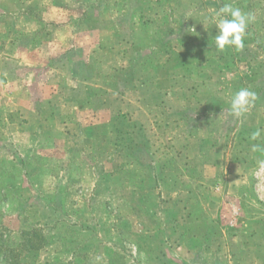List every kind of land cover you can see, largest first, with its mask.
Returning a JSON list of instances; mask_svg holds the SVG:
<instances>
[{
	"label": "rangeland",
	"instance_id": "obj_1",
	"mask_svg": "<svg viewBox=\"0 0 264 264\" xmlns=\"http://www.w3.org/2000/svg\"><path fill=\"white\" fill-rule=\"evenodd\" d=\"M21 1L0 0V7L17 8L23 6ZM194 1L156 0L148 11L157 14L156 23L163 28L160 18L167 9L178 23L182 9ZM54 2L69 5L72 0ZM85 2L86 18L94 30L102 17L93 13L95 5L100 11L114 7L119 28L127 22L138 24L132 39L136 50L145 52L134 63L145 69L155 65L153 59L164 63L168 58L192 67L194 60L209 53L197 38L211 36L217 29L206 25L213 23L206 12L193 11L187 29L179 35L180 44L174 40L164 44L152 38L154 26L138 9L125 15L132 0ZM43 3L35 0L25 6L36 10ZM52 10L44 16L47 22H62L59 30L22 21L37 28L32 47L12 46L5 29L12 27L13 20L0 19V250L16 251L11 264H264V173L257 174V161L264 160V131L257 140H243L239 128H234L237 118L230 106L219 98L210 99L199 113L223 114L226 125L219 136L226 140L227 151L199 155L197 143L186 168L177 172L181 160L170 162L167 155L169 135L176 136L177 131L162 135L167 129L159 130L161 143L151 146L138 127L120 118L105 122L93 108L92 98L99 93L113 90L119 98L127 95L137 81L135 68L124 69L118 62L105 73L99 64L103 58L91 57L76 82L71 78V60H79L91 34L99 41L104 33L90 32L84 25L72 28L80 22L78 17L65 13L62 19L59 11ZM23 37V44L30 41V36ZM107 40L102 42L104 58ZM151 49L153 53L148 52ZM223 82L216 76L212 86L201 87L199 94L207 98L210 93L236 92L230 86L223 89ZM158 85L168 87L162 80ZM251 111L262 112L255 106ZM192 134H197L195 128ZM120 148L124 151L116 155ZM214 160L220 161L218 171L209 164ZM167 162L166 181L162 170L155 178L151 164ZM105 165L113 176L101 174ZM132 202L145 204L137 217L123 206ZM172 217L177 224L169 223ZM124 219L127 224L122 229ZM33 227L42 229L48 244L27 251L22 247L24 232ZM0 264L8 262L0 260Z\"/></svg>",
	"mask_w": 264,
	"mask_h": 264
},
{
	"label": "crops",
	"instance_id": "obj_2",
	"mask_svg": "<svg viewBox=\"0 0 264 264\" xmlns=\"http://www.w3.org/2000/svg\"><path fill=\"white\" fill-rule=\"evenodd\" d=\"M35 0H22L21 3L23 6H19L17 8L13 9H8L4 10L3 8L0 7V19H3L4 17H9L11 18L12 21V27L9 29H5L10 35L9 42L12 46L15 47H32L35 45L36 42V35L38 32L35 30L37 28L30 27L32 24H27L23 23L22 21L25 20V22H34L37 21L38 25L37 26H43V25H53L55 26V30H59V26L61 25L62 22H47L45 18V13L46 11L50 12L52 9L59 11L57 16L61 15V18L65 16V13H69V16L72 14L75 17H78L80 22L78 21L75 23L72 28H76L77 26L84 25L90 32H96L98 29L103 31L104 36H102L101 40L97 41L94 37L93 34L88 37L85 49L82 51V56H78L79 60H71V78L74 80H77L76 82H80V75H78L79 71L82 70L83 65H87L89 62V59L92 58H100L102 57L103 59L100 60L99 64L101 67V70L106 73L107 70L113 71L114 67L120 62L125 69H133L135 72V78H136V83L135 87L132 90H129L127 92V95L122 94V97H118V92H115L112 90L111 92H106V93H99L95 95L92 98V105L94 110L99 111L101 117H103V120L105 122L111 121L115 118H118L119 116H123L122 120L126 122V125L133 126L137 124L138 126H143L147 130V135L148 139H150V145L154 146L159 142V137L158 131L161 130L163 131L164 129H167L166 131H163L164 135L165 133H172L177 131L176 136H170L169 135V141L171 143V147L173 150H175L178 155L177 157L182 160H188L192 159V151L193 148L196 146L197 143H199V149H200V154H211V153H216L217 151L220 152L222 151H227V146L228 144H225L226 140L224 139L221 140L220 135V130L222 129L223 126L226 125V122L222 118H216V117H211L208 118L207 120L200 121L196 123L194 126L195 128V133L197 134H191L190 133V127L188 126L187 122H177L178 119V110L183 109L185 107H192V104L190 102H180L179 99H177L178 95L181 93L180 91H188L189 88H185L183 90L179 88H175V91L178 93L176 94L174 92V89L171 87H161L158 85V82L162 80V78L155 77L154 81L155 84H145L143 83V74L141 73V70H144L145 68L141 67L139 63H134L137 61L142 56V53L144 54L145 51H137L136 43H134V39H132L133 35L140 29L138 28V24L132 22L131 25L129 26L128 22L127 24L124 25L125 28H122L120 26L117 27V21L114 19V14H115V8L114 7H107L103 10H99L98 6L95 5L93 6L95 15L97 13H100L99 22L96 24V29L94 30L92 26H89V22L86 18L87 15V10L86 8L88 7L85 0H72L71 4H56L54 0H44L45 3L44 5L40 7V9H33L30 8L29 6H25L28 3H32ZM38 1V0H36ZM97 1V0H95ZM141 1V0H139ZM141 1L139 5L134 7L135 9H138V14L140 16H144L147 20L150 19V23L154 26L153 27V32H152V38H155L157 36L156 31L159 30L160 32L165 28H161L160 24L156 23V19H158L157 14H153L152 12H149L148 9L152 8L153 5L156 3V0H150L148 4L143 3ZM90 8L92 6H89ZM52 10V11H54ZM171 10V9H170ZM133 9L129 8V11L125 15H130ZM193 9L186 8L185 13L187 14V18L189 19L187 22L189 23L192 20V15L194 14ZM183 12V11H182ZM43 14V16H42ZM189 14L191 16H189ZM67 15V14H66ZM105 15L106 17H104ZM171 17L169 16V9H167V12L164 16H162L160 19L164 17ZM157 17V18H154ZM191 17V18H189ZM70 21V20H69ZM69 21L67 23H69ZM66 23V22H65ZM156 23V24H155ZM170 27L172 29V35L169 40H174L175 43L179 42L180 44V36L183 31V26L181 23H176V21L173 19L170 20ZM88 25V26H87ZM116 25V27H114ZM119 25V24H118ZM206 25H211V23H207ZM36 26V27H37ZM191 26H197L195 23H192ZM2 28V26H0ZM128 29V30H127ZM197 29V27H195ZM165 31V30H163ZM180 31V33H179ZM179 33V34H178ZM31 34V35H30ZM28 35L30 36V41L25 42L23 44V36ZM130 36V37H129ZM109 40L106 41V48H107V55L104 58L102 55L104 52L101 50L103 48L102 42H104L107 38ZM180 37V38H179ZM103 52V53H102ZM122 54V55H121ZM126 55V56H125ZM125 56V57H123ZM89 58V59H88ZM123 59V60H121ZM153 63H156V59H153ZM156 66V64L154 65ZM158 67V66H156ZM155 67V68H156ZM157 75H162L161 73L157 72ZM194 77H189L187 81H192ZM164 80V79H163ZM194 83V82H193ZM211 83V81L209 82ZM208 83V87L209 86ZM193 85V84H191ZM212 85V84H211ZM214 85V84H213ZM191 87V86H188ZM197 87V86H196ZM204 87V86H203ZM218 87V86H217ZM217 87L214 85L213 89L216 91ZM195 90H198V88ZM126 92V91H125ZM124 92V93H125ZM169 92L168 96H165L166 99H171V103H169V108L168 114H169V120L166 121H160L154 111L158 109L160 105H158L161 101L160 96L163 94H166ZM180 92V93H179ZM189 92V91H188ZM170 93H172L173 97L170 96ZM173 100V101H172ZM170 102V100H169ZM264 104V103H263ZM186 105L185 107H183ZM256 109L262 110V112H255L253 111L252 116L247 119L248 122H246L247 127L253 129L256 131L257 129H262L264 127V105L258 104L255 105ZM168 136V135H166ZM162 139V138H161ZM191 146V147H189ZM222 156H225L224 153H222ZM211 166H215V170L218 171L219 169V160H214L213 162H209ZM218 164V165H216ZM209 165V166H210ZM217 166V167H216ZM236 177V176H235ZM237 178V177H236ZM233 187V185H232Z\"/></svg>",
	"mask_w": 264,
	"mask_h": 264
},
{
	"label": "trees",
	"instance_id": "obj_3",
	"mask_svg": "<svg viewBox=\"0 0 264 264\" xmlns=\"http://www.w3.org/2000/svg\"><path fill=\"white\" fill-rule=\"evenodd\" d=\"M133 2L129 5V8H134L141 1L139 0H132ZM150 0H144L143 3H150ZM139 2V3H138ZM224 4H231L233 7L240 8L243 12H251L255 16V20L249 24L247 28V34L244 39V47L240 50H236L235 48H228L224 50L223 52H220L216 49L214 37L218 34V29H214L212 35L204 34L201 37L197 38L199 39V43H201L204 47H206V51L209 53H206L205 57H198L196 60H194V63L192 64V67L184 66L178 59H167L164 63L163 62H156V66H153L151 68H147L144 70H141V73L143 74V83L147 84H155L154 78L158 76V78H162V81L167 82L168 87H171L174 89V92L177 94L178 92L175 91V88H179L181 90L185 89L186 87L189 88L188 91H180L179 95L177 96L180 100V102H190L196 103L194 107H185L184 105L183 109L178 110V119L177 122L183 121L187 122L188 126L190 127V133H193V128L196 125V123L200 122L202 118L204 120H207L211 117L216 118H222L223 114H220L219 111H213L209 112L207 114H200L201 110L207 106L208 100H213V98H219L221 99V102L224 104L230 106L229 101L233 94L228 95H218L217 94H211L210 97L207 94V98H202V95L199 94V90L203 86H207L208 83L215 78L218 77L219 80H224L222 88L225 89H231L235 88L236 91H238L241 88H247L257 94V100L254 103L255 105L263 104L264 103V0H196L194 2L188 3V6H185L182 9L181 19L178 23H181L183 26V31L187 29V26L185 23L187 20V14L184 12L187 7L190 6L191 9L194 11H204L206 14H208V17L211 18L214 16V13H216ZM176 10H178L176 8ZM209 17V18H210ZM161 23L165 26L163 30L165 31H156L157 36L154 38L160 43L166 44L167 42H170L171 40H167L166 37L174 35L172 33V29L170 27V19L169 17H164L161 19ZM212 26H215L214 23H211ZM216 27V26H215ZM249 37L250 39L247 40L246 37ZM176 51V50H175ZM148 52L153 53L154 49H151ZM178 52V51H177ZM176 52V53H177ZM197 57V56H196ZM156 67V68H155ZM217 69V70H216ZM159 72L162 75H157L156 73ZM189 77H194V83L189 86V81L187 79ZM164 79V80H163ZM212 83H209V86ZM197 86V87H196ZM231 88H230V87ZM195 88L198 90H195ZM167 89V88H166ZM222 89V90H223ZM207 93H209L207 91ZM169 92L166 94H163L160 96L161 101L158 105V109L154 111L156 116L165 118L164 120L160 121H166L169 120V114L168 109L166 107L169 106V103H171V99H166L165 96H168ZM200 95V97H199ZM170 96L173 97L172 93H170ZM170 100V102H169ZM173 101V100H172ZM199 106V107H198ZM202 106H204L202 108ZM253 106V107H254ZM249 110L248 113H246L244 116L237 118V120L234 123V128H239V135H242L243 140L247 139L248 137H251V133L254 132L253 129L247 127L245 121L251 117L252 115V109ZM202 108V109H201ZM205 110V109H204ZM199 113V115H198ZM221 115V116H220ZM123 117V116H122ZM121 116L118 118L122 119ZM133 127H138L141 135L144 136L147 143H150V139H148L147 130L143 126H138L137 124L133 125ZM193 135V134H192ZM247 135V136H246ZM150 145V144H149ZM173 148L167 149V155L170 156V162H178L179 158L177 157L178 153H173ZM124 151L123 148H120L119 150L115 151L116 155H120ZM113 156V155H112ZM140 157V158H139ZM137 159L140 160L142 165H146L147 163L141 159L142 156H139ZM112 159V157H111ZM146 158H144L145 160ZM182 164L178 165L176 171L178 172L179 169L182 166L188 165V160H182L180 159ZM110 163L113 164V162L110 161ZM168 164L170 163H164L162 165H153L151 164V168L155 173V178H157V174H159L158 170H162L163 179L166 181V178L168 176ZM108 165V164H107ZM105 165L101 171V174L106 176L107 178L113 176L111 173L113 170L109 169L108 166ZM218 165V164H216ZM150 166V165H148ZM183 168V169H184ZM175 171V172H176ZM174 172V173H175ZM170 174V173H169ZM107 188L109 191L112 190V183H109ZM144 200L146 198L143 197ZM142 203V202H141ZM143 204V203H142ZM145 205V204H143ZM139 204V202H132V203H126L123 206L125 208H129L133 215L136 217L140 214L143 206ZM49 207L52 205H48ZM143 206V207H142ZM170 224H177L178 219H174V217L169 218ZM127 220H122L120 223V226L122 229H125L124 226H126ZM27 236H25L23 239L22 247L25 248L27 251L31 250H41L48 244V240L46 236L43 234V231L41 228H31L29 230H26L24 232ZM3 242V241H2ZM1 249V247H0ZM0 253L2 256H0V260H2L4 263L11 264V261L13 258L17 257V253L15 250H11L9 247L5 248V250H0ZM11 260H10V259ZM16 264V263H13Z\"/></svg>",
	"mask_w": 264,
	"mask_h": 264
},
{
	"label": "clouds",
	"instance_id": "obj_4",
	"mask_svg": "<svg viewBox=\"0 0 264 264\" xmlns=\"http://www.w3.org/2000/svg\"><path fill=\"white\" fill-rule=\"evenodd\" d=\"M218 29V34L214 37L216 49L220 52L228 48L240 50L244 47V39L247 28L255 20L251 12H243L238 7L231 4H224L211 18ZM194 29V28H193ZM195 30V29H194ZM257 94L247 88H241L230 98V113L236 118L244 116L254 106ZM262 129H257L252 133L251 138L257 140ZM255 150V146L253 147ZM257 174L264 173V160L257 161Z\"/></svg>",
	"mask_w": 264,
	"mask_h": 264
}]
</instances>
